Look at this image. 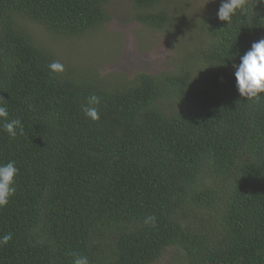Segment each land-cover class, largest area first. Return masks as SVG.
I'll return each instance as SVG.
<instances>
[{"label":"trees","instance_id":"obj_1","mask_svg":"<svg viewBox=\"0 0 264 264\" xmlns=\"http://www.w3.org/2000/svg\"><path fill=\"white\" fill-rule=\"evenodd\" d=\"M111 1L0 0V99L24 128L13 139L0 121V165L18 169L0 208V237L12 235L0 264H73L74 253L89 264H264V99L242 98L235 79L264 34V0L228 24L218 10L204 16L193 41L170 30L167 69L117 82L61 62L24 25L73 43L110 22ZM125 1L131 20L168 29L167 0ZM92 95L98 121L83 112Z\"/></svg>","mask_w":264,"mask_h":264},{"label":"rangeland","instance_id":"obj_2","mask_svg":"<svg viewBox=\"0 0 264 264\" xmlns=\"http://www.w3.org/2000/svg\"><path fill=\"white\" fill-rule=\"evenodd\" d=\"M167 2L170 23L164 32L153 31L131 20L129 3L125 0H112L107 7L110 22L73 43L53 36L35 23L24 25L35 41L57 53L61 62L86 65L103 77L114 75L110 81L117 82L121 78L132 77L139 70L153 73L167 69L177 47L164 34L172 30L179 34L178 39L193 41L200 20L217 11L222 0ZM182 45L183 49L190 47L187 44L184 47L183 42Z\"/></svg>","mask_w":264,"mask_h":264},{"label":"clouds","instance_id":"obj_3","mask_svg":"<svg viewBox=\"0 0 264 264\" xmlns=\"http://www.w3.org/2000/svg\"><path fill=\"white\" fill-rule=\"evenodd\" d=\"M246 10V0H222L218 9L217 17L222 22L231 21L233 15L237 11ZM49 68L53 73L60 74L64 71L63 65L57 61L49 64ZM236 87L239 95L246 98L247 101L259 102L264 99L261 94L264 93V39H260L251 45V48L240 56V63L235 66ZM0 99V121H3L2 129L9 137L15 138L18 134L23 135L24 128L20 119H10L7 107ZM100 99L96 95L89 97L87 105L83 107L86 117L92 121L100 119L98 105ZM18 169L14 161L0 165V208L8 205L10 198L15 194V177ZM155 216L147 218L145 223L155 226ZM12 239L11 234H5L0 237V245H7ZM73 264H89L86 256L78 253L73 254Z\"/></svg>","mask_w":264,"mask_h":264}]
</instances>
